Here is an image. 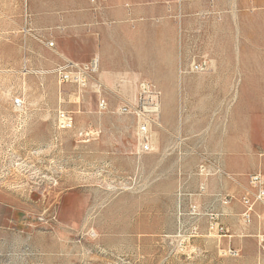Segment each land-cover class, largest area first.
<instances>
[{"label":"rangeland","instance_id":"obj_1","mask_svg":"<svg viewBox=\"0 0 264 264\" xmlns=\"http://www.w3.org/2000/svg\"><path fill=\"white\" fill-rule=\"evenodd\" d=\"M68 2L0 0V264H264L263 206L243 218L248 177L264 175V83L240 89L237 68L241 49L264 61V17L256 39H239L240 1L174 0L176 69L155 70L153 45L168 41L141 39L132 22V38L103 41L122 73L111 82L102 57L80 58L67 38L78 16ZM92 57L104 110L95 82L60 81L67 61ZM154 78L160 127L141 152L137 118L120 107ZM59 110L71 128L58 129Z\"/></svg>","mask_w":264,"mask_h":264},{"label":"crops","instance_id":"obj_2","mask_svg":"<svg viewBox=\"0 0 264 264\" xmlns=\"http://www.w3.org/2000/svg\"><path fill=\"white\" fill-rule=\"evenodd\" d=\"M72 1V0H68ZM73 0L69 7L77 8L76 30L77 36L71 32L67 38L79 48L83 49L80 58H89L93 54H98L103 59L100 67V77L108 78L111 82H116L122 76L117 68L110 65L116 62L114 59H105L102 51L104 40H128V25L132 22L140 24V38L147 41H168L163 47L159 43L153 45L154 62L157 63V71H174L176 69L175 53L173 51V41L181 39L182 34L179 23L178 7L174 0ZM239 3V39L250 38L254 34V39L258 32L259 18L264 17V0H238ZM67 6V4H65ZM64 4L62 7H65ZM47 8L60 7L54 2L46 3ZM248 9V11H247ZM248 12V13H247ZM54 16V11L51 14ZM246 16H248V29L246 27ZM242 17L245 21L242 22ZM56 23V22H55ZM53 23V26L56 24ZM73 22V25L75 24ZM253 24V26H252ZM118 25L122 27L118 32ZM74 28V27H73ZM161 43V42H160ZM147 47V46H145ZM85 49V51H84ZM93 53V54H92ZM148 56H152L149 52ZM71 56V55H66ZM244 57V63H243ZM164 58V62H162ZM164 66V68L162 67ZM168 66V67H166ZM239 88L244 86L248 89H255L259 81L264 83V61L259 60L257 50H239L238 59ZM157 87H161V80L153 79ZM264 86V84H263ZM254 102H257L255 99ZM264 163V158L260 159Z\"/></svg>","mask_w":264,"mask_h":264},{"label":"built area","instance_id":"obj_3","mask_svg":"<svg viewBox=\"0 0 264 264\" xmlns=\"http://www.w3.org/2000/svg\"><path fill=\"white\" fill-rule=\"evenodd\" d=\"M47 46L52 47L53 42L46 43ZM63 69H67L66 73L62 74L61 82L72 81L78 84L84 85L89 81L95 82L97 86L98 98L97 106L99 110L107 108L106 98L100 95V88L102 84L94 79V76L98 73V60L96 57L90 58L86 62L77 63L67 61L66 66ZM205 69V62L198 63L192 62L190 70L194 72H201ZM182 73L181 71H179ZM136 100L134 103L126 102L122 104L120 110L122 113L133 114L137 118L136 134L138 140L139 150L141 152H147L151 149L150 131L152 126L160 125L158 117L160 114V97L161 91L155 85V83L147 80L138 82L136 90ZM12 105L14 107H21L23 101L20 97L12 99ZM72 126V115L68 111L59 110L57 113V127L58 129H69ZM204 166L199 165L200 171H203ZM248 184L252 191L245 197H243V204L245 211L243 213L244 220H248L252 212V208L256 203H259L264 208V175L261 173H253L248 177ZM264 218V210H263ZM261 241L264 242V234L261 237Z\"/></svg>","mask_w":264,"mask_h":264}]
</instances>
